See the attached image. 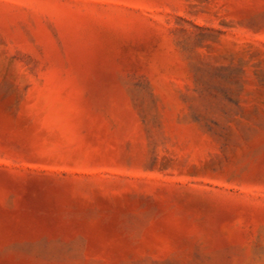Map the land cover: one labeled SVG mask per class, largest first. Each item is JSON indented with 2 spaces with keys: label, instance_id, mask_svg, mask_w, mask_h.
Listing matches in <instances>:
<instances>
[{
  "label": "rangeland",
  "instance_id": "374dc122",
  "mask_svg": "<svg viewBox=\"0 0 264 264\" xmlns=\"http://www.w3.org/2000/svg\"><path fill=\"white\" fill-rule=\"evenodd\" d=\"M0 264H264V0H0Z\"/></svg>",
  "mask_w": 264,
  "mask_h": 264
}]
</instances>
